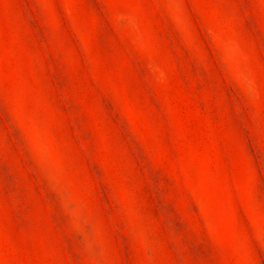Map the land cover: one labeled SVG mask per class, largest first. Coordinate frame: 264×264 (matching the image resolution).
Here are the masks:
<instances>
[{"label":"rangeland","instance_id":"rangeland-1","mask_svg":"<svg viewBox=\"0 0 264 264\" xmlns=\"http://www.w3.org/2000/svg\"><path fill=\"white\" fill-rule=\"evenodd\" d=\"M0 264H264V0H0Z\"/></svg>","mask_w":264,"mask_h":264}]
</instances>
